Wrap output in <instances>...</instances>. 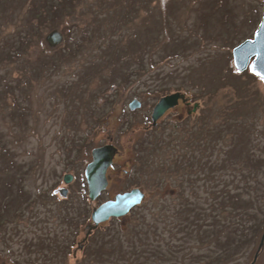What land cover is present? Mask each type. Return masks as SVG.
<instances>
[{
	"label": "rangeland",
	"instance_id": "1",
	"mask_svg": "<svg viewBox=\"0 0 264 264\" xmlns=\"http://www.w3.org/2000/svg\"><path fill=\"white\" fill-rule=\"evenodd\" d=\"M90 2L99 4L83 0L82 6H76L75 0L77 9L71 12L59 0L54 13L52 0H44V11L49 14L40 22L44 35L39 39L44 45L32 46L25 58L0 66V211L4 214L0 217V264L180 261L185 251L177 252L182 243L178 238L185 233L173 234V229L163 227L181 202L170 188H159L158 183L142 181V177L138 180L131 173L135 146L147 137L144 129L152 109L168 94L185 93L191 107L199 103L195 117L235 116L241 124L235 145L241 144L235 148L244 151L235 150L238 158H247V150L255 152L254 161H260L264 169V81L250 66L240 74L233 56L238 45L254 38L263 18L264 0H126L129 8L141 7L133 26L118 24L112 29L108 25L104 30L107 23L100 20L111 15V4L104 6L107 10L101 7L90 14L86 9ZM35 9L40 8L27 0H0V24L7 27L2 34L6 36L0 35V52L8 50L3 46L5 40L11 44L20 40L29 24L37 22L31 21ZM75 44L81 45L80 50H75ZM61 47L59 54L51 55ZM144 48L145 52L154 49L153 61L163 59L153 71L141 65L143 59L149 60V53L136 57ZM44 57L55 58L57 64L51 66ZM9 83L10 89L5 90ZM159 83L176 89L152 93L151 88ZM136 99L141 107L132 111L129 104ZM186 116L184 105L171 109L159 128H169L184 117L187 122ZM110 142L120 153L114 168L108 170L107 189L91 202L84 170L91 151ZM216 153L213 160L222 159L223 150ZM67 174L74 176L69 184L64 182ZM250 183L258 187L249 197L256 198V194L264 200V171ZM135 188L145 194L142 203L124 218L104 223L103 230L96 231L80 251L92 225V210L116 192ZM197 188L205 198L204 189ZM65 189L68 193L63 196ZM184 195L193 202L197 199L190 187ZM254 207L250 211L256 214L253 223H258L264 217V202ZM149 224L156 225L163 240H154L148 231L149 243L140 247V235L145 236L137 232L146 226L149 229ZM263 233L254 232L255 238L230 264H251ZM47 235L56 236L60 243H72L68 255H55L48 247L37 251L33 244ZM110 239L115 241L110 243ZM99 241L112 249L113 255L106 257L109 261L94 259ZM183 259L190 261L187 256ZM255 264H264V246Z\"/></svg>",
	"mask_w": 264,
	"mask_h": 264
},
{
	"label": "trees",
	"instance_id": "2",
	"mask_svg": "<svg viewBox=\"0 0 264 264\" xmlns=\"http://www.w3.org/2000/svg\"><path fill=\"white\" fill-rule=\"evenodd\" d=\"M33 1L27 0L28 4L32 3L35 7L40 8L35 9L34 17L31 19V21L34 19L37 22L29 24V30L25 35H22L20 40L12 44L5 40L3 46H6L8 50L0 52V66L6 65L12 59L19 60L25 58L32 46L38 45L41 48L44 45L43 41L40 40V37L44 35L41 30L42 23L40 22L44 17H48L49 14L44 11V0L36 1V3H33ZM58 1L52 0L54 13H57L59 10L57 8ZM76 1V6L79 4L82 6L83 0ZM97 1H99V4L96 6L91 2L93 6L91 4L86 6L87 12L91 14V11L101 9V7L107 10L104 6L111 4V12H108L111 15L105 17V20H100V22L107 23L103 30L108 25L112 29L118 24L124 27H132L134 20L139 15L137 13L141 9V7H134V5L131 8L127 7L124 3L126 0ZM62 2L65 3L66 9L70 7L69 10L71 12L77 9L75 7V0H62ZM6 28L5 25L0 24V35L6 32ZM80 48V44H75V50H80ZM61 50L62 47L53 51L51 55L59 54L58 51L61 52ZM69 50L70 48L65 56L70 53ZM145 51L146 49L144 48L138 55H135L139 58L142 55L145 57L146 53H149L147 57L149 60L143 59L141 65L143 69L147 70L150 67L148 70L153 71L163 59L153 61L151 54L154 49ZM113 53L112 56L114 57ZM42 55L47 56L48 54L44 52ZM53 57H44L45 59L48 58L47 60L51 66L57 64V61ZM127 61L129 62L130 59ZM133 71L134 69H131L128 71V74ZM10 87V83L6 84L5 90H9ZM151 89L152 93L164 94L176 88L159 83ZM178 90L180 89L178 88ZM8 95L5 96L6 101ZM186 120L187 122L177 121L173 125L169 124V128L166 125L164 128L143 130L147 137L139 139L137 146H135V164H133L131 173L138 180L139 177H142V181L158 183L159 188H170L178 200L177 202H181L177 210L171 214L172 220L170 219L163 227L164 230L173 229V234L180 231L185 233L182 236L183 240L178 238L182 243L178 245L177 251L178 253L185 251V253L182 255L180 261L174 264H230L235 261V258L255 238L253 237L254 232H258L259 234L261 231H264V217L258 223H253L256 214L250 211L256 204L258 205L259 203L260 205L261 201L264 202V200H259L256 194V198L249 197L250 191L258 187L250 182L257 180L259 171H264L263 165L260 161H254L256 159L255 152L252 153L248 150L245 152L246 159L243 157L238 158V153L235 150L239 149L243 151V149L240 147L235 148L236 145L241 144L239 142V144L235 145V132L240 128L239 125H241L235 119V116L201 115L195 117L192 115L187 116ZM1 149L2 147H0ZM221 150L224 153L222 159L213 160V154ZM248 160L249 162H247ZM145 176L149 177V179L146 180ZM237 177L240 178L239 181L235 180ZM186 187L192 189V194L197 198L195 202L189 200L184 195ZM197 187L204 189L206 192L205 198L201 196ZM198 192L200 196L197 195ZM32 207L33 205L30 206V208ZM163 214L167 215L166 212ZM1 215L4 216L0 211V217ZM0 222H3L1 218ZM149 226V229L146 226V230L137 232V234L145 236L143 238L140 235V247H144V245L146 246L149 243V234H151V238L154 237V240H163L162 234L156 232L158 229L156 225L149 224ZM148 231L151 233L148 234ZM50 236L47 235L45 237L49 238ZM45 237H40L38 242L33 244V247L37 251L48 247V251H51V253L55 255L62 253L63 255L67 254L68 249L72 248V243H60L56 236L50 237L48 242L45 241ZM111 241L114 242L115 240L110 239L109 242L111 243ZM169 246L171 249L174 247L170 243ZM203 249H206V251L201 252L200 250ZM136 251H133V255L136 254ZM138 251L140 252L141 249ZM94 254H96L94 259L106 262L109 261L106 257L113 255V251L110 247L104 246V242L99 241ZM185 256L190 258L189 262L183 259Z\"/></svg>",
	"mask_w": 264,
	"mask_h": 264
},
{
	"label": "water",
	"instance_id": "3",
	"mask_svg": "<svg viewBox=\"0 0 264 264\" xmlns=\"http://www.w3.org/2000/svg\"><path fill=\"white\" fill-rule=\"evenodd\" d=\"M233 55L235 67L240 72L245 71L250 64L251 59L256 57L251 63L252 70L260 78L264 77V16L258 30L255 33L254 39L247 40L236 47L234 49ZM180 100L183 103L189 104L185 94L181 92H175L161 97L153 108L151 114V125L155 126L159 119H161L168 110L179 105ZM140 107L141 102L137 99L133 100L129 104V109L132 111ZM198 107V103L194 104L193 110L196 111ZM117 153L118 149L111 142L92 150V160L85 169V178L88 186V197L91 202H94L99 197L101 192L107 189V171L109 167L112 166L113 160ZM72 180V175L67 174L64 176L65 184L71 183ZM67 193V189L62 191L63 196H66ZM144 196L145 195L141 190L135 188L129 192L118 194L114 200H109L101 204L99 207L94 208L91 213L92 225L88 227L83 242H87L89 236L102 223L109 221L111 218H121L126 216L131 211V209L142 203ZM263 246L264 233L261 237L260 244L251 264L256 263ZM79 248L82 249L83 246L80 244Z\"/></svg>",
	"mask_w": 264,
	"mask_h": 264
},
{
	"label": "flooded vegetation",
	"instance_id": "4",
	"mask_svg": "<svg viewBox=\"0 0 264 264\" xmlns=\"http://www.w3.org/2000/svg\"><path fill=\"white\" fill-rule=\"evenodd\" d=\"M187 97V96H186ZM188 102H189V104L188 103H183L181 100H180V102H179V105L177 106V107H180L181 105L183 106H185L186 108H187V116H192V115H194L197 111H198V109H199V107L197 108V110L196 111H194L193 110V108H194V106L193 107H191V102H190V99L188 98ZM176 108V107H175ZM170 111V110H169ZM168 113V112H167ZM166 113V114H167ZM165 114V115H166ZM165 115L157 122V124L155 125V126H153V127H151V116H150V121H149V123H148V125L149 126H147V127H145V129L144 130H151L152 128H159V127H161L162 126V121H163V119L165 118ZM187 116H186V118H187ZM149 117V116H148ZM185 118V117H184ZM184 118H182V119H180V120H177L178 122H182V121H184ZM116 159V158H115ZM114 165H115V160H114ZM114 165L111 167V168H114ZM110 168V169H111ZM109 169V170H110ZM108 173V172H107ZM71 175V174H70ZM108 175V174H107ZM108 177V176H107ZM73 178H74V176H73ZM128 191H130V190H128ZM127 190H123V191H120V192H116L115 194H114V196L113 197H111V198H109V199H107V200H105V201H103V202H101L99 205H101L102 203H104V202H107V201H109V200H114L115 199V197L118 195V194H121V193H126V192H128ZM101 194H103V192L101 193ZM100 194V195H101ZM98 205V206H99ZM98 206H96V207H98ZM114 219H116V218H114ZM114 219H111V220H114ZM119 219H122V218H119ZM110 220V221H111ZM103 228H104V224H102L99 228H97L95 231H93V233L90 235V237L88 238V240L90 239V238H92V236L96 233V231H100V230H103ZM81 245L83 246V248L82 249H79L80 251H84V249H85V247L88 245V241L87 242H82L81 243Z\"/></svg>",
	"mask_w": 264,
	"mask_h": 264
},
{
	"label": "snow or ice",
	"instance_id": "5",
	"mask_svg": "<svg viewBox=\"0 0 264 264\" xmlns=\"http://www.w3.org/2000/svg\"><path fill=\"white\" fill-rule=\"evenodd\" d=\"M255 71V70H254ZM262 78H264V77H262Z\"/></svg>",
	"mask_w": 264,
	"mask_h": 264
}]
</instances>
